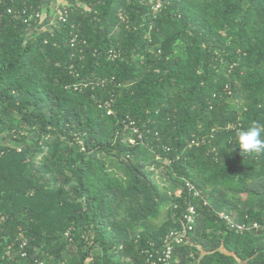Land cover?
Here are the masks:
<instances>
[{
  "label": "trees",
  "instance_id": "trees-1",
  "mask_svg": "<svg viewBox=\"0 0 264 264\" xmlns=\"http://www.w3.org/2000/svg\"><path fill=\"white\" fill-rule=\"evenodd\" d=\"M61 1L33 32L7 10L45 0H0V264H151L191 206L172 264H264V232L219 218L264 220V155L235 143L264 124V0Z\"/></svg>",
  "mask_w": 264,
  "mask_h": 264
},
{
  "label": "built area",
  "instance_id": "built-area-1",
  "mask_svg": "<svg viewBox=\"0 0 264 264\" xmlns=\"http://www.w3.org/2000/svg\"><path fill=\"white\" fill-rule=\"evenodd\" d=\"M170 3V0H146V4L150 6L153 10L154 13H158L161 10L164 9L168 4ZM71 4L67 2L61 1L59 4L58 11L56 13V18L55 21L52 23H65L69 17L70 11H71ZM44 10L42 8L41 11H35L34 15L32 17H29L27 19V9H20V10H14V9H8L7 14L11 15L14 19H21L23 22L30 27L32 25V19L34 18L33 22L37 24L35 27L34 31L40 30V32L43 29H48L44 19ZM120 18L123 19V16L120 15ZM3 21V15L0 13V22ZM42 26V27H41ZM52 27V26H51ZM50 27V28H51ZM40 28V29H39ZM71 45L76 46L79 44H82L80 40L78 39L77 35H74L73 38L71 39ZM106 83L105 80H98L95 82L96 85H104ZM101 106H104V108L107 110V114L109 116L113 115L114 112L111 109V103L109 101H106L103 103ZM131 125V130H133L134 135L138 137V141L135 138H131L129 140V143L132 145H135L137 142L142 141L143 139V134L139 132L138 128L133 126V123L130 122ZM167 162V161H166ZM186 189L188 193L193 195L196 198H201V192H199L195 185L192 184L191 182L186 183ZM181 192L179 191L177 194L179 195ZM219 218L223 221L226 222L229 231L236 232L238 234H243L244 232L248 231H262L264 232V220L262 222H253V223H239L235 222L228 214L225 213H220ZM247 219V218H246ZM195 222V208L194 207H189L186 215L184 216V229L182 231H172L169 233L167 238L164 241L163 249L160 252H156L155 254H149V251L146 252V254H149V262L151 264H172V257H173V247L174 245L177 244H182L188 239V232L192 231L193 225ZM26 246V243L23 242L22 248ZM25 255V254H24ZM22 255V256H24ZM43 264V263H40Z\"/></svg>",
  "mask_w": 264,
  "mask_h": 264
},
{
  "label": "clouds",
  "instance_id": "clouds-1",
  "mask_svg": "<svg viewBox=\"0 0 264 264\" xmlns=\"http://www.w3.org/2000/svg\"><path fill=\"white\" fill-rule=\"evenodd\" d=\"M235 143L242 156L264 155V124L253 121L246 128L239 129L236 132Z\"/></svg>",
  "mask_w": 264,
  "mask_h": 264
},
{
  "label": "crops",
  "instance_id": "crops-1",
  "mask_svg": "<svg viewBox=\"0 0 264 264\" xmlns=\"http://www.w3.org/2000/svg\"><path fill=\"white\" fill-rule=\"evenodd\" d=\"M61 3V0H45L43 4V10H44V19L45 22H47V27L50 28L53 25V21H55L56 13L59 8V4Z\"/></svg>",
  "mask_w": 264,
  "mask_h": 264
},
{
  "label": "rangeland",
  "instance_id": "rangeland-1",
  "mask_svg": "<svg viewBox=\"0 0 264 264\" xmlns=\"http://www.w3.org/2000/svg\"><path fill=\"white\" fill-rule=\"evenodd\" d=\"M153 170L155 172V180L159 186H161L163 189H165L168 186L169 178L166 173V167L165 166H157L153 167ZM114 172L117 173V169L114 170ZM166 218V213L162 215L160 219H158L155 224L159 225L162 221H164Z\"/></svg>",
  "mask_w": 264,
  "mask_h": 264
}]
</instances>
